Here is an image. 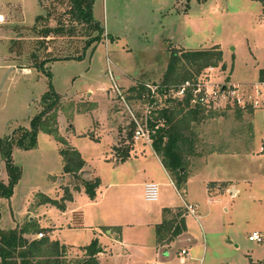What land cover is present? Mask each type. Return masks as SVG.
<instances>
[{"label": "rangeland", "instance_id": "obj_1", "mask_svg": "<svg viewBox=\"0 0 264 264\" xmlns=\"http://www.w3.org/2000/svg\"><path fill=\"white\" fill-rule=\"evenodd\" d=\"M48 2L0 0V142L10 141L11 162L21 171L11 196H0V228L15 229L32 221L48 230L43 231L44 236L74 246L67 253L68 260L80 258L83 252L79 248L95 238L108 244L107 231L112 225H121L122 237L130 245L153 246L155 225L161 221L162 191L169 196L173 191L159 185L156 201L144 198L145 183L163 174L152 143L143 144L145 154L139 159L132 157L133 143L132 159L116 163L117 148L126 140L129 110L141 118L146 105L143 98L128 90L139 85L151 90L158 86V93L173 52L179 55L182 51L219 48L224 69L219 65L197 73L181 60L180 66L193 73L189 81L207 80L211 87L223 90L206 108L209 116L195 129V154L186 173L193 170L191 167L197 168L199 156L224 155L218 159L238 163L231 175L239 178L240 193L230 197L234 196L229 191L235 188V182L215 183L227 186L223 192L226 195L211 208L204 205L203 210L209 213L211 209L214 218L207 223L210 229L203 223L204 233L198 221L190 217V232L197 243L192 253L202 258V264H264V237L261 243L248 240L253 231L264 236V154L258 152L264 142V84L259 82V72L264 69L262 4L256 0H94L93 19L104 28L105 35L86 50L82 60L51 61L44 70L21 68L23 59L17 61L16 53L10 52L12 41L19 36L20 28L34 25ZM62 47L55 43L50 49L55 52ZM230 80L240 86L237 97L229 95L228 88H234ZM50 85L59 103L48 121L85 160L79 180L63 172L61 145L52 135L40 131L31 149L17 145L20 131L29 129L40 113L41 98ZM156 98L162 105L172 99L167 94ZM249 107L255 110L250 129L237 116V112L247 113ZM232 127L239 130V141L231 148L226 142ZM222 175L229 172L222 170ZM245 177L254 183H244L241 179ZM94 178L100 179L94 199L83 187L75 188L79 181ZM8 181L0 151V183L7 185ZM65 188L71 198L62 203ZM178 192L183 198L184 192ZM199 194L198 187H191V198L202 201ZM46 198L64 208L46 203ZM174 199L180 202L176 194ZM112 233L117 237L116 231ZM185 245L187 239L182 237L170 249L175 258L171 264H180L175 255ZM137 248L131 255L139 256L142 250ZM126 255L120 251L109 257L108 252L101 264H127Z\"/></svg>", "mask_w": 264, "mask_h": 264}, {"label": "trees", "instance_id": "obj_2", "mask_svg": "<svg viewBox=\"0 0 264 264\" xmlns=\"http://www.w3.org/2000/svg\"><path fill=\"white\" fill-rule=\"evenodd\" d=\"M256 1L262 4L264 11V0ZM93 4L94 0H49L47 4H43V14L36 17L33 26L17 28L20 31L19 36L10 46V52L16 53V60L23 59L19 66L44 70V66L51 61L82 60L86 50L101 42L105 35L104 28L93 19ZM55 43H61L63 47L53 52L50 48ZM181 60L197 73L219 65L221 69L225 67L219 48L182 51L179 55L173 52L158 95L167 94L169 86L180 85L193 75L189 69L180 66ZM259 82L264 83V69L259 72ZM128 91L137 98H143L147 103L155 101L151 90L145 85L133 86ZM171 95L168 96L172 98ZM130 98L131 96L127 98L128 101ZM40 103V113L32 119L29 129L20 131L17 145L23 149H31L35 147L40 131L52 135L61 145L59 152L63 160V172L79 180V174L86 165L85 160L77 149L69 146L65 139L58 136L57 129L52 128L48 121L59 103V96L51 85L42 96ZM253 110L249 107V111ZM207 115L208 110L205 107L191 106L189 95L182 99L172 98L168 105L159 102L157 107L150 111L148 126L153 131L152 149L178 190L184 189L187 179L186 168L190 157L195 154V129ZM127 128L126 140L117 148L116 163H123L130 158L134 143L132 122ZM0 151L6 161L9 176L7 185L0 183V196L10 197L14 185L21 176V171L11 162L10 141H6L5 144L0 142ZM99 186L100 179L94 178L91 181H79L75 188L83 187L88 197L94 199ZM70 198L69 190L65 188L62 203ZM44 201L60 209L64 208L63 204L56 200L46 198ZM175 211L174 213L167 208L162 210V221L155 226L157 244H161L164 240L169 244L185 231L183 209L177 208ZM43 231L48 230L39 228L32 221L15 229L0 228V264H99L98 256L103 252V248L98 239L95 238L87 246L79 248L83 252L80 258L68 260L67 253L71 246L61 244L50 236H44ZM36 234H42V237L29 238ZM250 264L259 263L250 262Z\"/></svg>", "mask_w": 264, "mask_h": 264}, {"label": "crops", "instance_id": "obj_3", "mask_svg": "<svg viewBox=\"0 0 264 264\" xmlns=\"http://www.w3.org/2000/svg\"><path fill=\"white\" fill-rule=\"evenodd\" d=\"M230 84L234 85V86L238 85L237 83L232 82V81ZM209 113L210 112L208 111V114ZM237 113H238L237 116H238L239 121H242V120L245 121L244 123L247 124L248 128L250 129L253 126V116H254L255 110L248 111L247 113H244V112H237ZM229 131H230L229 132L230 138L227 140L226 143H229L231 145V148H232L233 147L232 144L234 142L239 141L237 139L238 134H239V130L237 129V127L236 128L232 127ZM262 146H264V142L262 143ZM144 147H145V145H143L142 143H140L138 146H136V143H135L134 155L132 157L139 159L140 156L144 155L145 154ZM202 147L206 148L205 144ZM223 149H224V147H223ZM152 152H153V155H154L156 161L159 163V167H160L161 171L163 172V174L160 178L154 177L153 182H148V183L156 184L158 186V190H159V185H160L163 187L171 188L173 191L172 196L165 195L162 191L161 203H160L161 221H162V210L164 208H167V209H170L173 211H175L177 208H182L183 209V218H184V222H185V231H183L180 235H178L169 244H167V243L157 244L155 241L153 246H150L148 248H143L141 245H135V244L130 245L128 242L124 241V239L122 237L123 229L121 228V225H112L110 228L111 230L107 231V233L109 234L108 235L109 237H107L109 239L108 244L104 245V244L100 243L102 248H103V252L98 256L99 264H101V260L104 259L103 257L106 253L109 252V254H110L109 257H111L114 253L117 254L120 251L123 252L124 254H127L125 256L127 258L126 259L127 264H130V263H132V264H158L157 263L158 260H161V261L165 260V261H163V263H161V261H160L161 264H171V262L175 258H174V255L171 253L170 249L182 237H185V239H187V245H185L183 248L178 250L177 251L178 255H175L180 260L179 263L180 264H188L189 262L193 261V262H199V264H202V258L199 256L196 257L195 254L192 253V250L196 246L197 243H196V240L194 239V237L192 236V234L190 232V226L188 223L190 217L193 218L195 221H198V223L200 224L201 233H204L203 223L206 224V226L210 229L211 227H209L207 225V223H208V221H211L212 219H214L213 216L211 215V212H210L211 209H209V213L203 210L204 205L211 208V204L213 202L217 201L220 197H223L226 195V193H223V192L226 190L227 186L224 184L222 186H218L215 183H229L230 184V183L235 182V184H236L235 188H233L231 191H229L234 196L231 195L230 197L235 198L240 193V188L237 186L238 182H239V178L231 175V172L235 171L237 169L238 163H236L234 165L232 160H231V162H232L231 163L228 158L226 160H223L222 158L224 157V155H218V154L217 155H214V154L211 155V154L207 153V154H204L202 156H199V158H197V161H196V163L198 164V166L196 164L197 168L195 166L191 167V170L192 169L193 170L189 173L187 172V179H186V183H185V186L183 189L184 194H183V198H182L178 192L179 190L177 189V187L173 183L171 177L169 176L167 171L164 169L159 157L155 154L154 151H152ZM258 152H259V149H258ZM218 156H223V157L218 159ZM132 157H130L125 162H128L129 160H131ZM125 162H123V163H125ZM234 167H236V168H234ZM222 170H227L229 172V175H227V176L222 175ZM142 172L144 174L145 170L143 169ZM241 180H243L244 183L249 184L250 186L252 185V183H254L246 177L242 178ZM145 184H147V183H145ZM191 187H198L199 188V190H200L199 195L200 196L202 195V197H203L202 201L196 200L195 198H191V195H190ZM174 194L177 195L180 202H178L176 199H174ZM158 195H159V193H158ZM185 205L194 206L195 214L191 215V214L187 213L186 209L183 207ZM226 210H227V208H225V211ZM161 221L159 223H157L156 225L160 224ZM200 221H202V223ZM117 228H120V230H118ZM115 231L117 233V237H114L112 235L113 234L112 232H115ZM253 232H256V231H253ZM50 238H52V237L50 236ZM61 244H63V243H61ZM71 247H74V246H71ZM137 247H139V249L141 248V250H142L141 252H139V256L131 255V254H133L134 248H136V250L138 249ZM161 248H163V250ZM181 250H186L190 256V259L182 262L180 259V251Z\"/></svg>", "mask_w": 264, "mask_h": 264}, {"label": "built area", "instance_id": "obj_4", "mask_svg": "<svg viewBox=\"0 0 264 264\" xmlns=\"http://www.w3.org/2000/svg\"><path fill=\"white\" fill-rule=\"evenodd\" d=\"M208 70H212L213 68H207ZM147 88L150 89L149 86L145 85ZM157 87H155L154 90H151L152 98L155 99L152 103H147L144 108V114L141 118H138L137 114H134L132 111L129 110L130 113V122L134 125V131H133V141L134 143H142V144H148L152 143L151 134L153 131L148 126V117L150 114V111L152 108L157 107V103L159 104V100L156 98L158 94L157 93ZM232 90L229 89V95L235 97L238 91V88L240 86H234ZM222 89H217V87L210 86L209 82L207 80L205 81H196L191 82L189 80L183 82L180 85L172 86L169 88L167 95L172 94V98H179L182 99L185 96H190V104L192 106L199 105L202 107H209L218 97L219 95L223 94ZM159 96V95H158ZM237 97V96H236ZM238 98H236L237 100ZM240 102V100H238ZM259 153L264 154V146H261L259 148ZM158 186L154 183H147L144 185V198L147 201H156L158 199ZM186 212L194 215L195 214V208L192 205H185ZM37 237H42V234H38ZM263 235L253 232L248 236V240L252 242L261 243L263 241ZM180 259L181 261H185L190 259V256L186 250L180 251Z\"/></svg>", "mask_w": 264, "mask_h": 264}]
</instances>
